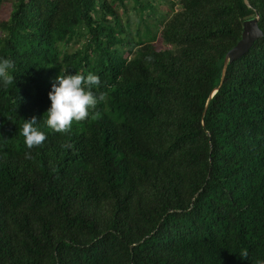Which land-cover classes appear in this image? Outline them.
Wrapping results in <instances>:
<instances>
[{
  "label": "trees",
  "instance_id": "obj_1",
  "mask_svg": "<svg viewBox=\"0 0 264 264\" xmlns=\"http://www.w3.org/2000/svg\"><path fill=\"white\" fill-rule=\"evenodd\" d=\"M156 1L0 0V264L264 262V36L222 82L264 0H164L161 46ZM77 73L106 100L55 132L49 93Z\"/></svg>",
  "mask_w": 264,
  "mask_h": 264
},
{
  "label": "clouds",
  "instance_id": "obj_2",
  "mask_svg": "<svg viewBox=\"0 0 264 264\" xmlns=\"http://www.w3.org/2000/svg\"><path fill=\"white\" fill-rule=\"evenodd\" d=\"M14 68V61L10 59H0V84L7 88L13 83V76L10 70ZM58 85L52 86L49 93L51 107L47 111L46 124L53 131L58 133H68L73 122H81L89 118L90 109H95L99 102L106 100V94L101 92L97 96L93 92V86L97 88L100 85L98 75L89 73L85 78L82 74H64L58 77ZM37 124V118L25 120L22 125L21 134L24 137V143L28 149L38 147L46 140V135L39 131L34 125ZM64 148L72 147L69 144L62 145ZM29 155L30 154H26ZM240 256L247 259L248 252L243 250ZM264 264V262H258Z\"/></svg>",
  "mask_w": 264,
  "mask_h": 264
},
{
  "label": "water",
  "instance_id": "obj_3",
  "mask_svg": "<svg viewBox=\"0 0 264 264\" xmlns=\"http://www.w3.org/2000/svg\"><path fill=\"white\" fill-rule=\"evenodd\" d=\"M258 22V18H253L244 22L241 40L225 57L222 82L224 81L228 65L242 59L250 52L254 44L259 39L263 38L264 35L259 28Z\"/></svg>",
  "mask_w": 264,
  "mask_h": 264
},
{
  "label": "rangeland",
  "instance_id": "obj_4",
  "mask_svg": "<svg viewBox=\"0 0 264 264\" xmlns=\"http://www.w3.org/2000/svg\"><path fill=\"white\" fill-rule=\"evenodd\" d=\"M157 4H154V5H158V9H159V15L157 16V20L155 19H150L149 17H147V20L148 22L150 23V25L152 26V29H153V33L155 35H157V44L158 45H162L161 44V40H160V31H159V23L162 21V18L163 16L167 17L169 15V11L171 10L170 8V5L169 3L167 4L164 0L163 1H156ZM134 6V3L133 1H131V3L129 2V5H128V8H129V12H130V15H131V20H132V27L133 29L136 27V23H138L140 21V16H138L136 14V12H134L132 10V7ZM9 12H10V9L9 8H3V10L1 11L0 13V19H4V18H7L9 16ZM120 14H121V11H120ZM158 14V13H157ZM162 17V18H161ZM126 17L124 18V22H126ZM150 19V21H149ZM161 19V21H159ZM143 32H145V36L148 37V29H145Z\"/></svg>",
  "mask_w": 264,
  "mask_h": 264
}]
</instances>
